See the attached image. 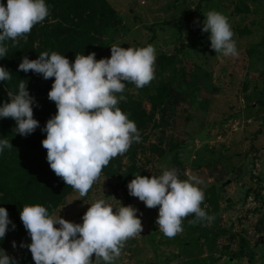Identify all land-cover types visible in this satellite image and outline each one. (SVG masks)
Here are the masks:
<instances>
[{"label": "rangeland", "instance_id": "1", "mask_svg": "<svg viewBox=\"0 0 264 264\" xmlns=\"http://www.w3.org/2000/svg\"><path fill=\"white\" fill-rule=\"evenodd\" d=\"M105 1L115 15L98 20L99 0H46L50 15L0 58L13 72L18 57L37 58L46 42L45 50L57 52L78 42L86 53L116 42L157 49L155 78L140 89L125 87L124 95L153 117L139 131L141 140L113 158L112 171L123 177L101 173L86 196L73 190L54 213L79 223L89 203L100 198L114 208L120 203L137 208L143 230L126 241L118 264H264V0ZM211 9L229 18L236 57L216 55L208 33L201 32L203 13ZM168 84L167 107L154 111L150 98ZM7 92L0 103L8 101ZM33 97L34 109L41 98ZM14 127L11 118L0 119V136L12 145L0 154V163L21 151L23 138ZM163 167L177 168L182 179L190 170L203 181L202 207L214 216L211 223L190 224L187 217L174 237L159 231L157 208L129 195L126 185L137 173L159 174ZM21 242L30 243L27 232L2 240L0 248L19 264H34Z\"/></svg>", "mask_w": 264, "mask_h": 264}, {"label": "clouds", "instance_id": "2", "mask_svg": "<svg viewBox=\"0 0 264 264\" xmlns=\"http://www.w3.org/2000/svg\"><path fill=\"white\" fill-rule=\"evenodd\" d=\"M50 15L46 0H6L0 2V58L9 46L27 39L33 26ZM201 32L208 33L210 48L220 57H236L238 48L229 18L211 9L203 13ZM199 23V22H197ZM156 47L110 45V56L96 59L90 51L75 53L70 60L57 51H41L37 58L22 56L17 71L31 70L44 79L54 78L47 93L56 112L40 128L45 137L46 161L54 174L79 193L88 194L101 172L113 158L123 155L141 140L136 122L119 107L126 101V83L143 88L155 78ZM12 80V72L0 65V82ZM7 102L0 103V119L15 121L14 133L31 134L39 121L33 116L35 98L27 80L19 79L8 89ZM12 148L6 136H0V154ZM203 181L194 174L181 178L175 167H163L159 174L133 175L126 187L129 195L148 208H157L159 231L168 238L183 231L185 218L190 224H209ZM138 209L132 205L114 208L105 199L89 203L81 222H70L50 212L43 204H24L19 211L23 228L30 237L27 247L34 264H118L125 243L140 235L143 225ZM15 229L5 207L0 206V241ZM13 247L16 242H12ZM0 264H19L0 248Z\"/></svg>", "mask_w": 264, "mask_h": 264}, {"label": "trees", "instance_id": "3", "mask_svg": "<svg viewBox=\"0 0 264 264\" xmlns=\"http://www.w3.org/2000/svg\"><path fill=\"white\" fill-rule=\"evenodd\" d=\"M99 2L101 8L98 9L95 15L96 19L104 20L115 15L107 1L99 0ZM47 3L51 10V3ZM80 44L78 42L70 47L64 46L59 53L65 55L70 62L74 59L75 53L87 55L88 53L80 50ZM88 45L91 47V42ZM39 48V52L45 51V49H48V42ZM94 52L96 53V59L108 57L110 56V47L104 50L95 48ZM18 58L19 63L21 59L20 57ZM157 70H161V67L159 66ZM19 79L27 80V88L30 95L41 98V101L33 109V116L39 121L40 127H37L31 134L22 136L23 140L19 147L21 151L5 155L3 162L0 163V206L7 209L10 220L16 226L15 229H11V225H9L10 230L6 232L3 240L26 232L19 217V211L24 204H43L49 208L50 212H54L56 208L62 205L65 197L73 191L71 186L66 185L50 169L46 161V149L41 145V140L45 137V133H42L40 128L56 112L55 103L47 97L54 78L43 80L39 77V74L35 76V73L31 70L28 73L22 70H13L12 80L5 83L0 82V95L4 94L8 89H13V84ZM155 92L150 98L154 111L157 108H166V101L170 100L169 84L168 86H158ZM119 107L129 113V118L136 122L139 131L145 130L148 123L152 120L153 114L141 109L138 102L130 97H127L126 101L120 102ZM113 165L112 159L101 173L105 172L107 176L123 177L119 171H112Z\"/></svg>", "mask_w": 264, "mask_h": 264}, {"label": "built area", "instance_id": "4", "mask_svg": "<svg viewBox=\"0 0 264 264\" xmlns=\"http://www.w3.org/2000/svg\"><path fill=\"white\" fill-rule=\"evenodd\" d=\"M195 157V156H194ZM186 174H192L190 170L185 171L184 176L186 177Z\"/></svg>", "mask_w": 264, "mask_h": 264}]
</instances>
